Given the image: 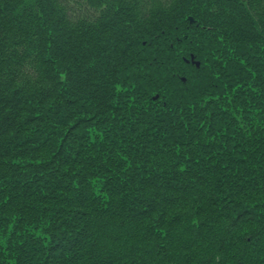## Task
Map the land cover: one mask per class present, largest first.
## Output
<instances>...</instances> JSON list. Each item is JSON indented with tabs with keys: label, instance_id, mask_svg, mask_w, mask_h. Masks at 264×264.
I'll return each mask as SVG.
<instances>
[{
	"label": "rangeland",
	"instance_id": "1",
	"mask_svg": "<svg viewBox=\"0 0 264 264\" xmlns=\"http://www.w3.org/2000/svg\"><path fill=\"white\" fill-rule=\"evenodd\" d=\"M35 1L37 7H32V0L29 7L20 11L27 0H0V71H4L6 60L16 59L20 63L24 59L22 55L11 51L20 44L18 36L25 34L24 32L46 47L44 50L39 49L37 54H43L42 68L48 69V82L53 73L60 75L61 70L59 85L56 91L51 87L49 96L26 89L20 77L0 75V123L11 114V109L4 104L6 97L10 96L14 102L17 100L20 105H25V108H21L17 124L13 123V132L11 127L9 134L6 130L0 131V139L8 137L7 139L11 138L16 143L15 146L8 147L12 153L7 156L2 150L7 152L8 149L2 147L0 150V233L6 228L11 230V235H18L13 243L16 247L12 243L9 245L11 252L5 256V260L14 262L13 264H21V261L26 264L30 260L32 264H94L100 260L103 264H118L110 259L108 262L104 261L103 257L109 255L98 254L100 239L98 241L96 238L97 233L92 231V239L87 234L88 227L93 223L90 221L92 218L90 217V222H85L81 207L76 204V197L79 191H83L90 202L94 199L91 210L96 213V223L97 216L113 221L119 219L113 204L124 195L122 173L128 172L127 161L121 154L125 152L126 145L121 141L127 143L126 139L141 127L140 124L143 132L147 128L149 132L156 134L160 131L171 136L169 133L175 130L174 114L158 104L161 98L157 93L161 92L155 91L158 87L168 86L173 82L168 76L170 73L173 76L178 74L184 88L188 87V83L191 84L189 88L195 89L196 96L188 94V99L196 100L197 111L216 123L221 137L217 141H211L214 146L208 151L211 152L208 157L218 158L224 155L225 158L213 160L225 161L221 168L209 161L208 167H218V171L211 175L215 179L212 197L197 205L198 211L192 218L209 219V236L212 235L214 243L218 237L233 231L236 222L243 235L236 233L235 237L232 236L225 251L220 254H216V244L213 243L214 247L205 245V241L196 248L195 253L187 250L183 253L187 254L186 257H196L195 264H264V41L261 42L264 39V0H200L209 15L205 16L207 22L219 27L213 26L215 31L207 32L201 29V24L197 32L199 35L193 33L195 24L189 18L191 30L184 24H177L178 22H175L172 30L163 27L162 23L152 26L145 23L146 27H141L136 16L139 17V2L144 5V0ZM162 2L163 0H157L158 5ZM175 2L177 4L178 0ZM147 8L152 9L150 6ZM187 11L188 9L185 14ZM168 15L176 18V12ZM78 17L79 21L76 22ZM62 18L66 20L59 24ZM253 29L259 34L258 39L261 37L259 44L250 33ZM82 45L81 50L79 47ZM194 49L193 54L200 61L197 66L189 61ZM86 56L88 57L85 58ZM226 65L234 67L232 78L223 77L225 71L221 67ZM160 67L166 69H157ZM120 69L128 70V73L117 75ZM148 69L163 74V80L160 82L158 77L155 79V74L149 75L152 70ZM193 69H196L198 75L195 82L189 77L194 72ZM71 72L73 75L77 74L78 78L81 76L92 80L82 84L81 78L80 81L77 80L76 75L73 76ZM140 74L145 78V83L140 82V93L145 101L143 104H146L145 110L156 115L155 130L150 124L152 119L143 112L140 115L134 107H128L130 110L120 113L113 99L123 88L122 95L117 99L122 106V101L126 102L124 97L132 92L129 91L130 85H133L132 78ZM126 76L128 78L125 80ZM225 83L227 87L224 86ZM65 85L75 90L82 85L83 90L89 91L84 96L86 110H76L71 106L66 111L68 115L78 114L79 111L86 115L83 129L79 130L80 141L73 129L79 120L75 122L73 119L68 125L60 122L61 106L66 101L63 92L66 91ZM107 86L114 90L106 89ZM221 93L229 95L220 97ZM151 94L154 104L149 101ZM224 98L229 99V102L225 103ZM93 111L94 119L90 118ZM163 113L162 119L165 121L162 120L159 126V115ZM186 114L183 117L184 123L180 121V128L183 125L187 129V125H190L186 120L193 114ZM97 115L99 116L95 120ZM101 118L102 120H98ZM71 130L73 134H70ZM203 134L205 130L200 135ZM200 135L197 136L200 138ZM73 141L83 144L79 146L78 157L73 160L76 165L72 169L71 165L64 164L68 160L63 161L62 156L72 151V144L78 147L77 142ZM185 141L189 142V139ZM219 148L221 150L218 151ZM187 149L188 147L182 146L179 152ZM205 157L207 158L206 155ZM132 159L135 162L141 161L140 156L138 160L134 157ZM168 159L170 160L169 155L166 154L151 155L148 163L149 166L156 164L159 169L168 173V166H163L168 164H163ZM117 160L121 162L118 164ZM184 160L186 158L179 156L174 164L184 163ZM113 162L118 164L115 168ZM206 162L207 160L202 162L203 166ZM201 167L198 169L203 171ZM189 179L183 178L177 184L178 189L184 192L183 188L186 189L191 184L192 180ZM46 184H53L47 188H51L57 196L64 197L69 204L67 208L61 207V201L56 204L52 198L46 199ZM16 193L24 197V203ZM35 196L38 197V202ZM74 199L76 205H73ZM39 225L44 227L39 231L41 236L31 232V229ZM48 234L50 237L45 236ZM77 235L82 242L94 244V252L98 255L97 259L94 257V263L86 262L83 252L77 248L79 244L74 239ZM116 241L117 239L114 242ZM175 245L172 249H178L177 255L181 256L183 243L176 242ZM3 247L8 249L5 243ZM162 248L165 250L162 252L163 257L172 254L171 250L166 249V245ZM30 249H35L36 252L31 253ZM139 249L141 255H144V247ZM159 251L157 250L154 258L160 254ZM121 257L122 254H118L113 260H119V264H127L125 260L121 262ZM151 264H155L153 259Z\"/></svg>",
	"mask_w": 264,
	"mask_h": 264
},
{
	"label": "trees",
	"instance_id": "2",
	"mask_svg": "<svg viewBox=\"0 0 264 264\" xmlns=\"http://www.w3.org/2000/svg\"><path fill=\"white\" fill-rule=\"evenodd\" d=\"M30 2H32V0H30ZM141 4L142 3L140 1L138 5V7H140V11L137 9V11H139L137 13L139 14V17L136 16V21L138 24L141 25V27H146L145 23L150 26L162 23L163 27L172 30L175 27L174 25L175 22H178L177 24H180L181 26L182 24H184L185 26H188L189 29L191 30L192 26L190 20L188 19L189 16H193L195 19L194 21L195 25L192 28L193 33L198 32V29L201 24H202L201 29L207 30V32L215 31L214 27H217L214 26L215 24H210L207 22L208 19L205 16H209V15L207 11H205V8L202 6L200 0H178L177 4L175 0H163V2L160 5L157 4V0L156 2H153L152 0H144V5ZM147 6H150L152 9L149 10ZM32 7L33 8L37 7V3L35 0H33L32 2ZM187 9H188L187 14H185V11ZM175 12H176V18L174 16L170 17V15H168V14L173 15ZM199 16L202 17L199 18ZM79 18L80 17H78V20L76 22L79 21ZM65 20L66 19L64 18L60 19L59 24H63ZM90 27L93 28V26ZM258 31L261 32L262 30H258ZM24 33L25 34L21 35L20 37L18 36L20 44H17L15 48L11 49V51L15 52V54L18 53L22 55L24 59H22L20 63H17L16 59L6 60L5 66L3 67L4 71L1 70L0 75L7 74L12 78L20 77L22 82H24V87L26 89L30 88L36 92H39V94L42 96H49L51 95L50 94L51 87L53 88L54 91H56L57 86L59 85L58 82H60L61 70H59L60 75L53 73L52 77L48 76L50 79V82H48L47 80V75L49 74L48 69L42 68L43 54L42 53L37 54V52H39V49L44 50L46 47L44 46L43 43L38 44L37 42H35L33 36L31 35L28 36L26 32ZM250 33L255 36L256 43L259 44L261 37L258 39L259 34L256 32V30L253 29L252 32L250 31ZM197 34L199 35V33ZM196 40H197V36H196ZM262 41H264L263 38L261 42ZM181 42L184 43L183 40ZM22 48L27 49V51L23 50ZM79 48L82 50L83 45ZM194 51L195 49L191 51L192 52L191 54H193ZM191 54H190V58H191ZM186 55L188 57V54ZM31 57L32 59H30ZM87 57L88 56H86L85 58ZM231 67L230 65L221 67L225 71V73H223L224 79L232 78V76L234 75L233 72L234 67H232V69ZM157 69L163 70L166 69V67H160ZM148 70H152V69H148ZM193 70L194 72H192V75L190 74L189 77L192 79V82H195L197 81L198 75L196 69ZM122 73H128V70L120 69L117 75H120ZM158 73L159 72L157 70H152V72H150L149 75L155 74V79H157L158 77V79L161 82L164 78L163 77L164 75L163 74L160 75ZM71 74L73 75V72H71ZM75 75H76V79L80 81L81 76L80 78H78L77 74ZM168 76L173 79V82H170L168 86L158 87V89H156L155 91L161 92V93H157L160 94V98H161L160 99L161 101H159L158 104L166 110L170 109V111H172V113L174 114L175 130L169 133L171 136L168 137L167 135H164V133H160V131L157 132L156 134L152 133L151 131L149 132L147 128L143 132L142 124H140L141 127L138 128V130L134 132L133 135L131 134L130 137L126 139L128 144L124 141H121L126 145V148H125V152L124 151L122 152L120 150L119 152H122L121 154L125 156L124 158L127 161L126 165L128 172L122 173L124 176V182L122 181L123 184L121 186H123L122 189L124 195L120 196L119 201L114 202L113 204L114 207L116 208L115 214L119 217V219L118 220L114 219L116 221H113V220H109L106 217L103 218L101 216H97L95 218L97 220L96 223L94 221V214L96 213H94L91 210V205L94 203V199L92 202H90V199H88L87 195L83 191L82 192L79 191L76 197L77 198L76 204L81 207L79 208L82 211L81 215L85 220V222H90V221L93 222L92 224H90V227H88L87 225V227L89 228V231L87 233L88 237L89 238L91 237V239L94 238L92 231L93 232L95 231V233H97L96 238L98 239V241L100 239L99 241L100 244L97 247V251L99 255L102 256H104L105 254L109 255L103 257L104 261L106 262H108V260L110 259L111 262L114 261L115 263L119 264L120 263L119 260L117 259L113 260V258L118 254H122L123 257H121L122 259L121 262L125 260L127 264H151L152 259L154 260L155 264H195L196 260H194V258L196 257H192V258L186 257L187 254L183 252L187 250L188 252L192 251L193 253H195L196 248L200 247L204 241L207 242L205 243V245H209V246H212L214 243L211 237L212 235L209 236L210 234L209 225H208L209 219L207 221V219L204 218L201 220V218L193 219L192 217H194V213H197L198 211L197 205L201 204L204 200H208V198L212 197L211 191L214 190L215 179L214 178L212 179L211 175L216 173V171H218L217 168L218 167L221 168L222 164H224L225 162V161H213V160L225 159L223 158L224 155L218 158L208 157L211 155V152L208 151L214 146V142L211 141H217L219 140L218 138L221 136L216 129V125H215L216 123H214L212 119H207L205 116H203V113L200 114L197 111L198 109L197 101L196 100L191 101L190 99H188V94L190 95L192 94L196 96L195 95L196 91H194L195 89L189 88L190 83H188L187 88H184L182 80L179 79L180 77H178V74L176 76H173L172 74L169 73ZM127 78L128 76H126L125 80ZM191 79H189V81ZM81 80H82L81 83L85 84L86 82H89L92 79L87 80L81 78ZM118 80L119 82H121V79ZM131 81H132L131 84L133 85H130L129 91L132 92H130L128 96L124 97V100L126 102L122 101L123 102L122 106L118 104L117 99H119V97L122 95L123 88L122 91L117 92L113 98L117 110L120 113H124V110L125 112L127 110H130L127 109L128 107H134V109H136L137 114L141 115V113L143 112L146 117L152 119L150 120V124L153 125L151 127L152 129L155 130L156 115L154 112L150 110H145L146 104H143V102L145 101H143V98L140 93V90H142V85H140V82L145 83V78L140 74L135 76L134 79L132 78ZM134 83L136 85V88ZM5 86L8 85L5 84ZM121 86L123 85L121 84ZM224 86L227 87V84L225 83ZM64 88H66V91H63L65 94L64 97L66 101L64 102L63 106H61L62 114L60 115L61 118L60 122H62L61 124L63 125L66 124L68 125V123L73 119L75 122L79 120L78 124H76L73 127V129L75 130L76 137L78 138L79 130L82 131L83 129L86 115L82 114L81 111H79L78 114L75 112L76 114L68 115L66 114V111L71 106L74 107L76 110L78 109L83 111L86 110L87 105H85L84 96L88 94L89 91L83 90L82 85L80 86V88H77V90H75V88L69 89L66 85L64 86ZM106 89L114 90L113 88H110L108 86L106 87ZM126 90L127 89L125 87L124 91ZM207 93L208 92H206V94ZM205 95L203 97V101L205 99ZM228 95L229 93H221L220 97H224ZM9 97H6L7 100L4 99V104L7 105V108L11 109V114L8 117V119L6 117V120L0 123V131L6 130L7 134L10 133V132L8 133L10 127H11V132H13L14 128L12 129V127L14 124H17V119L19 118V114L21 113V108L22 109L25 108L24 104L20 105L21 103L19 101L16 100V102H14ZM72 97L74 99H72ZM223 100L225 103L229 102V99L227 98H224ZM106 101L107 100L105 99V102ZM131 101L134 103H131ZM149 101L150 104H154L153 94L150 95ZM79 102L80 104H78ZM164 113L162 114L163 116L159 115V126H161L162 120H164L162 119V117H164ZM90 114H92L90 118L94 119V111L93 113ZM185 114L186 116L193 114L192 116H190L189 119L186 120L190 124L187 125L188 127L187 129L183 125L180 128L181 125L180 121L184 123L183 117ZM98 116L99 115L95 117V120L97 119ZM102 118L98 120H102ZM202 130H205V134L201 136L200 134ZM70 134H73L72 130L70 131ZM197 135H200V138ZM245 136L247 137V135ZM256 136H258V134H256ZM7 138L8 137L6 138L2 137L0 139V150L2 149V147L8 149L7 152H4V149L2 150L3 153L6 154V156L7 154L12 153L8 147L11 145L15 146L16 144L11 138H10L11 140ZM78 139L80 141V138ZM102 139H104V137ZM186 139H189V142H186L185 141ZM195 141L198 144L195 143ZM73 142H77L76 144H78V147H75V144H72L73 147L72 151L69 152V154H64V156H62L63 161L68 160V162L64 164L71 165L72 169H73V165H76V161L73 160L78 157L77 152L79 146L83 144V142H78V141H73ZM182 146L188 147V149L185 150V152L183 151L179 152L181 151ZM219 150L221 149L219 148L218 151ZM113 154H115V150H113ZM160 154L169 155L170 160L168 159L163 163V164L168 163L167 165H163V166H168V173H165L164 170L162 171L161 169H159L160 167L156 166V164L154 166H149L148 157H150L151 155L159 156ZM205 155L207 156V158L205 157ZM139 156L141 157V161L139 162L133 161L132 157L138 160ZM179 156L186 158V161L184 160V163L174 164L177 161V157ZM206 160L207 162L203 166L202 162H205ZM14 161L16 162L17 160ZM119 161L117 160L118 164ZM209 161H213L214 163L218 164V167L216 165L214 169L212 166L208 167V163H210ZM185 162H188V164H186ZM105 163L108 164V162ZM113 163L112 165L115 168L118 164H116V162ZM64 164L62 165V168ZM12 166L15 167L14 164ZM200 166H202L201 169L203 171H200L198 169ZM84 170H86V165L84 167ZM183 178L186 179L190 178L189 181L192 180L189 187H187L186 189L183 188L184 192L179 190L177 186V184H179L181 180L183 181ZM52 185L53 184L45 185V189L47 191L46 199L49 200L52 198V200H54L55 203L61 201V207L67 208L66 206H69V204L65 202L64 197L57 196L58 194L53 193L51 188L50 189L47 188ZM117 187H120V185H118ZM16 194L17 195L19 194V199H21L22 203H24L23 202L24 197L21 196L20 193H16ZM68 198L71 199V197ZM19 199L17 198V201H19ZM35 199H37L38 202L37 196H35ZM73 202H74L73 205H76L75 199ZM176 207H178V211H179V214L177 215H176ZM37 209H39V207ZM69 211L67 213H69ZM188 212L192 214H189ZM90 217L92 218L91 220ZM61 224H63V222ZM34 225H36V223ZM94 225L96 228L94 227ZM236 225L234 228H232L233 231H230L231 233L226 232L225 235H223L222 237L221 236L218 237L217 241L214 243L216 244V254H220L223 251H225V248L228 246V241L231 239L232 236L235 237L236 233L242 235L240 233L241 228H239V226L237 227ZM43 229L44 227L42 225H39V227L33 228V230L31 229V232H33L34 235L37 234L41 236L39 231ZM11 233H12L11 230H6V228L3 233H0V264L14 263V262H7L5 260L6 258L5 256L9 255L11 252L9 245L12 243V245L16 247V244L13 243L15 242L14 241L15 237L18 235L17 234L11 235ZM120 233L122 235H120ZM83 234L85 236V233ZM230 234L232 235L230 236ZM45 236L50 237L49 234ZM41 239L43 240V238ZM74 239L77 240V243L79 244L77 248H80V250L83 252L85 261L86 262L91 261V263H94L95 261L94 257L97 259L98 256L97 254H95L96 252H94V249H96L95 246H93L94 244H92V242L91 243L88 242V244L86 243V241L82 242L79 239V235L74 237ZM116 239L117 241L114 242ZM39 241L37 242L41 244V242ZM176 242L183 243L181 256L177 255L178 249L177 250L172 249V246H174L175 248ZM4 243L8 246V249L7 248L4 249V247L2 248V245ZM84 245H86L85 246L86 248L84 247ZM165 245H166V249L171 250L172 254L163 257L164 255H162V252H165V250H163L162 247ZM34 246L37 247L36 245ZM21 247L22 249H24V246ZM141 247H144V250H142L144 251L143 253L144 255H141L139 249ZM3 250L5 251L8 250V253H5V251L3 252ZM30 250L31 253L36 252L35 249H30ZM157 250H160L159 251L160 254L158 253L157 257L154 258V255L157 254ZM193 261L194 263H192ZM24 262L25 261H21V264H25ZM32 263L33 262H31L30 260L26 264H32ZM94 264H103V263H101L100 260L98 261V263L96 262Z\"/></svg>",
	"mask_w": 264,
	"mask_h": 264
},
{
	"label": "bare ground",
	"instance_id": "3",
	"mask_svg": "<svg viewBox=\"0 0 264 264\" xmlns=\"http://www.w3.org/2000/svg\"><path fill=\"white\" fill-rule=\"evenodd\" d=\"M29 5H30V0H27V2L23 5V7L20 9V11H22V9L24 8V7H29ZM27 141V140H26ZM21 144H26V143H21Z\"/></svg>",
	"mask_w": 264,
	"mask_h": 264
},
{
	"label": "water",
	"instance_id": "4",
	"mask_svg": "<svg viewBox=\"0 0 264 264\" xmlns=\"http://www.w3.org/2000/svg\"><path fill=\"white\" fill-rule=\"evenodd\" d=\"M190 20H191V21H194V19H193L192 17H190ZM197 64L199 65V63H197Z\"/></svg>",
	"mask_w": 264,
	"mask_h": 264
}]
</instances>
